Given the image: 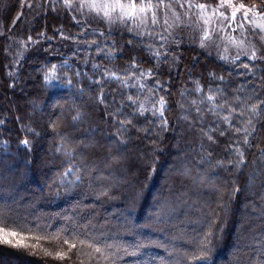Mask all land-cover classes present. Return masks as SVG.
<instances>
[{"label": "trees", "instance_id": "1", "mask_svg": "<svg viewBox=\"0 0 264 264\" xmlns=\"http://www.w3.org/2000/svg\"><path fill=\"white\" fill-rule=\"evenodd\" d=\"M80 3L0 0V261L264 264V58Z\"/></svg>", "mask_w": 264, "mask_h": 264}, {"label": "rangeland", "instance_id": "2", "mask_svg": "<svg viewBox=\"0 0 264 264\" xmlns=\"http://www.w3.org/2000/svg\"><path fill=\"white\" fill-rule=\"evenodd\" d=\"M177 1H184V5L181 6V12L178 13L172 11V9L166 10L164 5L161 8H156L155 24L152 23L151 11L148 12V19L145 23H141L139 20L135 23L130 20L121 22L119 19H115L114 21L125 24V27L129 28V25L132 24L136 31L146 39V42L162 47H164V42L183 35L186 37V42H194L197 46L203 44L201 48L203 47L204 50L219 59L227 57L231 53L252 55L253 52L257 54V51L261 58H264V3L245 4L246 7L236 11L233 19L235 9L230 5L241 4L236 0H226L225 7H217L221 4V0ZM189 3L193 5L203 3L207 5V8L203 11L196 7L189 8ZM249 8H251V11H248ZM84 9L96 14L87 6ZM245 12H247V16H245ZM100 15L103 17L102 13ZM106 21L109 24H114V21L109 22L107 19ZM166 33L168 37L165 36ZM255 37L258 38L259 47L255 42ZM259 80H257L255 85L257 90H260L264 85L263 81L260 82ZM178 136L182 137V133L178 132ZM181 143L180 140L176 141L174 147L181 146ZM172 166H178L177 161ZM171 168L168 166V169L171 170ZM8 173L11 174L12 171L4 172L7 176ZM43 182L41 180V184ZM161 186L162 184L160 183L154 188L156 192L152 193V197L159 193L162 189ZM27 188L34 189V186L29 184ZM21 197L27 199V193L25 194V191L22 192ZM145 212H148V210ZM242 220L243 222L245 221V219ZM221 260L217 259V262H221ZM0 263L5 264L4 261H0Z\"/></svg>", "mask_w": 264, "mask_h": 264}, {"label": "snow or ice", "instance_id": "3", "mask_svg": "<svg viewBox=\"0 0 264 264\" xmlns=\"http://www.w3.org/2000/svg\"><path fill=\"white\" fill-rule=\"evenodd\" d=\"M163 3V0H161ZM66 4L68 7H71V0H66ZM226 0H221V4L217 7H225ZM87 6L90 10L96 12L97 15L103 14V17L107 19L109 22L114 21L115 19H119L121 22H127L129 20L133 21L134 23L139 20L141 23H145L148 19V12H152V23H156V12L155 8L157 7L156 4L152 2V0H81L80 8L83 9ZM235 9L233 12V19L235 18L236 11H240L246 7L245 4L241 3L239 5L232 4L230 5ZM196 7L200 10H205L207 8L206 4L197 3L195 5L189 3V8ZM251 11V8L248 9ZM245 16H247V12H245ZM203 46V44L201 45ZM256 55L255 52L252 53V57L254 58ZM247 67V65H245ZM251 123V121H249ZM24 144L27 145V141H24ZM4 224V228H0V232L5 231L8 228V222L2 221ZM12 236H16L17 232L12 231ZM5 242L11 243V239L7 236L4 237ZM64 244H70L72 248L76 247V243L73 242V238H66L63 240ZM83 243V241H80ZM91 247V245H89ZM97 252L100 251L99 248L96 249ZM59 258H63V253H59Z\"/></svg>", "mask_w": 264, "mask_h": 264}]
</instances>
